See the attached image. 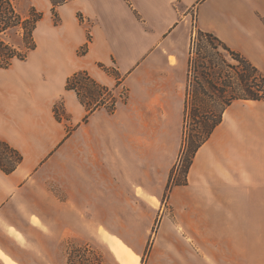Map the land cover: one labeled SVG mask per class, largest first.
<instances>
[{
  "label": "crops",
  "instance_id": "0c3cea01",
  "mask_svg": "<svg viewBox=\"0 0 264 264\" xmlns=\"http://www.w3.org/2000/svg\"><path fill=\"white\" fill-rule=\"evenodd\" d=\"M69 3L84 22L75 18L55 30L61 35L49 43L57 57L44 53L28 66V56L0 68V139L22 156L13 172L0 171L4 237L40 255L51 246L57 259L64 238L109 227L107 218L135 220L138 201L164 192L162 224L167 220L211 264L240 237H264V101L226 106L183 183L168 184L191 101L195 33L212 34L264 75V0ZM77 72L108 90L92 112L66 89ZM199 101L223 106L215 95Z\"/></svg>",
  "mask_w": 264,
  "mask_h": 264
},
{
  "label": "rangeland",
  "instance_id": "374dc122",
  "mask_svg": "<svg viewBox=\"0 0 264 264\" xmlns=\"http://www.w3.org/2000/svg\"><path fill=\"white\" fill-rule=\"evenodd\" d=\"M76 5L75 3H69L57 7L55 9L57 16L55 17L48 0H19L18 8L22 13L27 14L30 8H33L36 12L42 14L34 31L36 48L28 54L31 58L28 66L32 65L35 57L51 52L55 45L54 38L61 35L60 30L59 33L55 32L59 29L60 24H70L75 18L78 23L84 22L83 15L76 9ZM60 15L63 16V23H61ZM55 20H58L57 25L54 24ZM86 27L88 28V23ZM89 38L88 35L87 40ZM49 41L54 42V45L50 46ZM82 50L83 46L78 49V55ZM190 50L193 59L191 69L192 89L198 88L196 83H204L200 74L209 68L212 72L219 71L220 77H232L235 86L239 84L240 63H238L237 58L228 54L217 42L206 37L200 38L196 32ZM52 54L53 57L59 55L56 49L55 53L53 51ZM234 68L237 69L238 74L235 73ZM197 77H199V80H196ZM79 89L82 98L91 105L100 98L99 94L101 93H98L97 90H93V95H90L88 89L82 84L79 85ZM186 127V134L184 137L182 136L178 161L170 176L169 185H176L183 181L185 167L191 157V152L187 153L185 147H189L192 143L194 127L190 123H187ZM166 194L167 192H164L162 197H153L150 203L138 201L137 218L135 220L107 218L105 223L109 227H99L96 232L89 233L84 237L64 238L57 248V259L51 246H42V255L36 251L26 252L10 242L0 231V246L14 258L13 261L7 255H3L0 250V264H211L209 260L198 257L189 244L186 243L185 237L168 227L167 220L162 224V211L164 212L167 206L166 202L164 203ZM110 208L112 209L111 206ZM108 215L109 213H106V216ZM111 228L119 230L121 234L111 236ZM101 231H105L110 235L102 236ZM28 238L34 239L36 235L30 233ZM234 248H236L234 251L224 255L214 254L216 262L212 263L264 264V237H259V239H256V237H240V242L234 245Z\"/></svg>",
  "mask_w": 264,
  "mask_h": 264
},
{
  "label": "trees",
  "instance_id": "16d2710c",
  "mask_svg": "<svg viewBox=\"0 0 264 264\" xmlns=\"http://www.w3.org/2000/svg\"><path fill=\"white\" fill-rule=\"evenodd\" d=\"M48 1L56 17L55 9L72 0ZM18 2L19 0H0V68L2 69L9 68L14 61H25L28 54L36 48L34 31L42 14L36 12L33 8H30L28 13L24 14L19 10ZM54 24L57 25L58 20H55ZM197 34L200 38L206 37L209 40L217 42L228 54L237 58L238 63L241 65V73L238 75L239 84L237 83L238 85L235 86L232 77H220L219 71L212 72L211 68L205 69V71H202L200 74L204 83H196L198 86L197 89L191 88V102L189 103L188 101V103H186V118L182 134L183 137L186 134L187 123L193 125L192 143L189 147H185L187 153L189 151L191 152V157L188 159L185 167V175L198 148L209 138L215 127L221 122L222 111L226 106L235 100L264 101V75L240 55L227 48L212 34L200 31H197ZM86 51L87 43L83 46L80 55L85 54ZM190 54L189 83L191 85V69L193 63L191 50ZM234 70L236 71L237 69L234 68ZM235 73L238 74L237 71ZM196 80H199V77H197ZM81 84L88 89L90 95H93V90H97L98 93H101L99 94L100 96L103 94L107 95L108 90L96 84L86 72H77L67 79L66 89L75 91L80 103L89 112H92L98 106L102 105L104 100L103 98L100 101L97 100L94 105L86 102L82 98V93L79 89V85ZM214 95L223 98V106H221V108H218L212 103H205L206 105L203 106L200 104V96L208 98ZM112 103L114 105L115 101L112 100ZM86 119L87 116L84 121ZM0 150V171L9 174L21 163L22 156L1 139ZM183 181L176 185L182 184Z\"/></svg>",
  "mask_w": 264,
  "mask_h": 264
}]
</instances>
